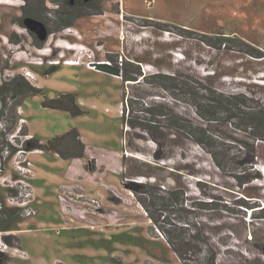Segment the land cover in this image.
<instances>
[{
    "label": "rangeland",
    "instance_id": "rangeland-1",
    "mask_svg": "<svg viewBox=\"0 0 264 264\" xmlns=\"http://www.w3.org/2000/svg\"><path fill=\"white\" fill-rule=\"evenodd\" d=\"M65 2L0 0V264H182L165 240L166 216L202 226L219 264H264V141L253 168L246 150L229 148L223 171L167 124L136 125L162 103L168 116L205 125L157 74L264 106V0H92L96 11L60 27ZM25 17L44 22L49 38ZM103 63L142 76L124 81ZM18 75L45 96H16L9 82ZM63 94L87 113L43 107ZM72 128L83 157L25 150L32 136L47 141ZM172 190L184 195L171 199Z\"/></svg>",
    "mask_w": 264,
    "mask_h": 264
},
{
    "label": "trees",
    "instance_id": "trees-1",
    "mask_svg": "<svg viewBox=\"0 0 264 264\" xmlns=\"http://www.w3.org/2000/svg\"><path fill=\"white\" fill-rule=\"evenodd\" d=\"M25 1L30 2L31 0ZM63 10L66 11V5H64ZM64 19L66 18L61 15L60 21ZM60 25V27H65L62 23ZM258 57L263 56L259 55ZM97 67L107 74L121 77L124 81H139V77L142 76L140 70L132 74L119 65L103 63L98 64ZM153 76H145L143 80L145 79L146 83H151L148 80ZM154 78H164L161 82V88L175 86L181 89L182 94L173 95L174 99L184 101L195 107L199 119L205 125H201L178 113H175L174 116H168L165 112L166 105L164 103L157 104L162 108L160 113L147 109L145 111L149 114L147 118L146 116H136L137 120L143 119L136 122V125L149 132L157 125L165 126L167 124L166 127L174 128L178 133L191 138L209 151L216 165L223 171H228L229 156L225 154V151H230V149L246 150L249 156L245 164L250 165L251 168L254 167L256 164L257 142L264 141V106L252 105L247 103L241 96L227 95L210 88H206V94H201L195 92L194 87L184 81L178 82V80L174 84L173 82H167V79L176 81V76L157 74ZM167 83H169L168 86ZM19 84L23 89L18 91ZM9 85L12 86L11 90L14 94L23 97V99L32 95L43 94L41 88L31 85L22 75L10 79ZM42 105L44 108L65 111L73 117L87 113L77 104L74 94H63L53 99L45 97ZM163 115L164 118H162ZM24 147L26 151L56 152L64 158L83 157L86 153V145L81 140L80 132L76 128H72L65 134L57 135L47 141L32 136L25 141ZM255 177L259 178L258 175ZM167 194L171 199H175L178 195L179 198L184 195V192L172 190L168 191ZM160 199L167 202L171 201L168 197ZM181 204H184V200ZM149 217L152 221L158 223V218L152 212L149 213ZM164 221L170 225L169 228L161 227L165 240L182 264H219L217 252L208 244L202 226L200 227L198 224L191 225L190 222L178 225L171 222L167 216L164 217ZM1 228L2 226H0ZM166 263L168 262L166 261Z\"/></svg>",
    "mask_w": 264,
    "mask_h": 264
},
{
    "label": "flooded vegetation",
    "instance_id": "flooded-vegetation-1",
    "mask_svg": "<svg viewBox=\"0 0 264 264\" xmlns=\"http://www.w3.org/2000/svg\"><path fill=\"white\" fill-rule=\"evenodd\" d=\"M65 5H66V16H68V18L67 20L64 19L62 21V25L66 27H69L70 25L73 24V20L71 18L76 19L81 11L86 9H93L94 11L98 7L92 2V0H66ZM59 7L61 6L59 5ZM62 8H64V5ZM69 17H71L70 18L71 20L69 19Z\"/></svg>",
    "mask_w": 264,
    "mask_h": 264
},
{
    "label": "water",
    "instance_id": "water-1",
    "mask_svg": "<svg viewBox=\"0 0 264 264\" xmlns=\"http://www.w3.org/2000/svg\"><path fill=\"white\" fill-rule=\"evenodd\" d=\"M23 22L29 30L38 35L41 41H46L49 38L51 33L44 22L33 17H25Z\"/></svg>",
    "mask_w": 264,
    "mask_h": 264
},
{
    "label": "bare ground",
    "instance_id": "bare-ground-1",
    "mask_svg": "<svg viewBox=\"0 0 264 264\" xmlns=\"http://www.w3.org/2000/svg\"><path fill=\"white\" fill-rule=\"evenodd\" d=\"M62 63V62H61ZM63 63L66 65H78V63L75 60H69V61H63ZM30 75V74H29Z\"/></svg>",
    "mask_w": 264,
    "mask_h": 264
},
{
    "label": "crops",
    "instance_id": "crops-1",
    "mask_svg": "<svg viewBox=\"0 0 264 264\" xmlns=\"http://www.w3.org/2000/svg\"><path fill=\"white\" fill-rule=\"evenodd\" d=\"M69 61V60H68ZM78 130V129H77ZM81 135V134H80ZM81 137V136H80ZM81 139H82V137H81ZM82 141H83V139H82ZM84 142V141H83ZM85 144V143H84ZM86 153H87V147H86Z\"/></svg>",
    "mask_w": 264,
    "mask_h": 264
},
{
    "label": "built area",
    "instance_id": "built-area-1",
    "mask_svg": "<svg viewBox=\"0 0 264 264\" xmlns=\"http://www.w3.org/2000/svg\"><path fill=\"white\" fill-rule=\"evenodd\" d=\"M27 75H29V74L26 73L25 76H27Z\"/></svg>",
    "mask_w": 264,
    "mask_h": 264
}]
</instances>
